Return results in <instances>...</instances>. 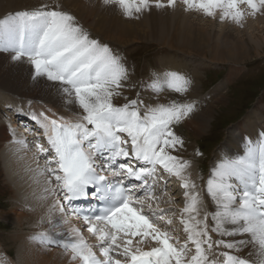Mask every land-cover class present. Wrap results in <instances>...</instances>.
<instances>
[{
    "label": "snow or ice",
    "instance_id": "obj_1",
    "mask_svg": "<svg viewBox=\"0 0 264 264\" xmlns=\"http://www.w3.org/2000/svg\"><path fill=\"white\" fill-rule=\"evenodd\" d=\"M103 2L128 18L177 5V0ZM181 2L188 11L237 24L246 14L264 11V0ZM0 51L13 53V61L25 60L33 79L55 82L67 103L82 110L74 121L33 112L31 119L47 142L45 147L37 138L34 155L38 175L51 186L44 191L58 197L53 207L58 205L65 217L55 226L69 223L68 215L82 218L96 243L75 226L66 235L42 232L33 239L62 247L74 264H264V133L255 143L249 141L244 155L222 159L212 170L206 192L215 211L201 217L200 193L187 174L189 162L173 154L185 143L174 127L193 112L194 103L170 99L142 107L138 98L125 97L126 103L115 104L128 80L122 58L92 39L72 14L48 5L0 18ZM190 86V79L174 71L155 74L148 85L157 94L181 95ZM16 142L28 146L26 140ZM158 169L179 178L185 189L178 210L183 242L169 230L173 218L167 213L174 210L162 208L165 201L156 195L155 186L164 180ZM89 190L97 207L86 210L74 202L87 199ZM211 233L219 237L215 246L225 249L222 261L209 258ZM152 242L155 246H144Z\"/></svg>",
    "mask_w": 264,
    "mask_h": 264
},
{
    "label": "bare ground",
    "instance_id": "obj_2",
    "mask_svg": "<svg viewBox=\"0 0 264 264\" xmlns=\"http://www.w3.org/2000/svg\"><path fill=\"white\" fill-rule=\"evenodd\" d=\"M23 1L24 2L20 0L17 1V3L22 5L28 4L30 5V7L33 6L31 5L32 0ZM37 1L41 4H46V2H50V0ZM63 1L64 0H58V5H62ZM71 2L72 3L69 4L68 1H65V6L67 7L66 11L72 14L80 25L84 26L83 22L81 21V16L78 14V11L80 10L79 4H81L83 0H71ZM15 7L16 8L10 6L5 9H7V12H9L12 11V9H17V4L15 5ZM23 7H25V5ZM85 7L89 11V15H82L85 21H91L90 17H94L97 20V22H93L94 24L87 23L89 25H87L89 29L93 31L89 34V36L92 39L99 37L102 41H104L100 43L110 42L109 48L113 51V53H116V49L118 48L122 50V45L129 44L130 42H135L140 39H144V37H139L136 35L126 36V34L129 32V27L120 23L119 19L122 17L117 18L116 16H114L115 13L113 11H109L110 6L104 4L103 0H86L83 3L84 13L86 12ZM179 8L183 11L184 6H179L177 4L174 8L165 7L163 13L160 15L161 18H158L159 15H157L158 17L156 16L158 20L170 18L174 19L173 21L176 22L183 21L187 25L183 30H180L178 28L171 30V27H167L168 25L163 28L169 33L174 31V36H178V38L173 39L171 41L164 40V42L162 43L163 46H169V48L174 51V54L170 57L165 55L160 58L161 64H159L160 67L158 66L160 70L158 74H162L164 72L169 71L181 73L191 80V86L188 92L184 93L183 95L171 93L167 90L165 92L159 93L155 98V104L167 103L170 99L178 100L183 98L192 100V98H198V93H200V89L198 87L199 83L196 78L202 73V66L211 65L212 63H214L213 61L234 62L238 64L241 63L243 60H241V58H233L232 55L237 51V49L243 55L246 53L245 41L247 40H243L239 44L237 42L236 47L232 48L230 45L227 44L228 39H223L222 41L224 48L221 45L219 46L218 44H212L211 46H213V49L209 50V52L206 51L207 49L203 48L205 42L208 41V39L206 38V31L204 29L200 30V28L193 26L191 23H189V20H187L189 21L187 22L186 20L177 17L178 14H180ZM1 11H3V9ZM261 12L264 13V11ZM262 22H264V19H262ZM151 30L155 31L156 27L154 25H151ZM116 54L122 58V62L125 64L129 71L131 64L123 57L122 54H120V51ZM223 54H225V56ZM12 55L13 53L0 51V143H2L3 145L0 152V156L3 161L4 171L7 176L6 178L12 184L16 191L15 202L18 203L16 204V206L22 207L21 211L14 210L12 214H15L16 220H12L14 221L16 226H22V228H25L23 226V219L28 218L31 222H33L31 223L30 229L34 231L35 235H37L36 232L45 228L44 224L42 223H48V221H50V227H48V224L45 225L48 228L47 230H49L50 228V235L60 232H63L66 235L70 228L72 226H75L81 229L82 234L87 240L95 239L93 236H91L90 233H88L83 223L77 221V219L73 215H68L66 217L69 223L62 224L60 227L55 226L58 220H63L65 219V217L57 210L58 205L56 207H53L56 201V198L54 199L55 196L51 193H46L44 191L45 188H49L51 186L46 183V179L44 176L38 175L37 160L34 155L36 152L35 141L37 140V138H39V142L45 147H47V142L43 138L42 130L39 128L36 122L31 119L32 113L27 112L25 106L27 104V101H29L30 99H35L37 104L34 108V112L36 114L44 112L46 115L54 119L64 117L66 120L73 121L75 120V115H80L82 110L79 109V107L75 103H67L68 98L58 91V85L55 82L48 81L45 77H38L36 79H33L34 70L31 65L28 64L25 60L13 61L11 59ZM188 56L191 59H188ZM200 56L201 58H203V63L201 62L200 58H197ZM195 62L196 65L190 67V63L194 64ZM3 64L6 65L4 66ZM155 74L157 73L154 72L153 76ZM127 81H129L131 86H124V91H122V93H124L123 97H125L126 93H128L138 85V82H135V79H129V76ZM222 86L215 85L214 88L210 90L211 94H208L212 96L215 93L214 95L216 96L218 93L221 92L220 89ZM123 97H117L114 99L113 102L115 104L120 105L121 100L124 99ZM139 97L144 100L146 105L151 99L150 95H146L142 91L140 92ZM194 99L191 102H194ZM37 100H46L49 101L51 104L48 105L44 103H39ZM123 101L125 100H122V102ZM223 101L225 102V100ZM212 106L213 107H210L208 110L203 111L200 115L191 118L192 123L188 124L189 129L192 132H189V135L191 137L198 135L197 133L200 134L202 132L207 131L211 122L209 116L214 112V104ZM2 111H6L5 115L2 114ZM254 112L255 110H253L249 116H255ZM176 129L178 131L180 127L176 126ZM227 133L228 135L226 137V145H220L215 153L217 161H221V159L227 157L228 155L231 157V159L236 158L238 156H242L245 148L244 133L250 136L251 133L257 134V130L255 127L250 129L248 127L239 128L237 126L232 128L231 131L228 130ZM177 134L179 136L183 135L182 131H179V133ZM35 137L36 139L34 141L33 139ZM18 140H26L28 146L25 147L22 144L17 143L16 141ZM173 154L179 155L180 150ZM217 161H215L216 165ZM99 162L100 161H98V163ZM38 163L42 166L44 164V158L41 157ZM165 175L166 174H164V179H167V187H169V190H175L173 191V193L176 195L175 197H172V200H178L180 202V208H183L185 202V189L181 187L180 179L175 176ZM160 181L162 184L160 183ZM160 181L158 183L163 186L162 190L166 191L167 187H164L163 180ZM171 184L179 185V189L172 187ZM205 192L206 190L204 191L205 203L207 204L208 208H210L209 211L213 212L215 211V208H212V205L215 206V204L211 200L210 196L207 193L205 194ZM169 197L171 196L168 195L167 198ZM174 204L178 205V203L175 202ZM177 221L179 222V220ZM170 227L171 231L177 235L178 232H180L182 229V226L181 228H174L172 227V225ZM237 238L241 239L242 237ZM181 242H183V240ZM37 244L40 245L41 243L39 244L37 240L33 239V236L25 237L24 239H22L21 246L18 247L16 258L11 257L10 252L8 253L6 250L1 252L2 248H0V264H74V262L71 260L70 253H66L65 251H63L62 247H58L57 245H55V247H58L57 249L53 247V244H50V246H48L49 249L44 246H38L40 249L37 250ZM146 245L150 246V244ZM151 245H154V242H152Z\"/></svg>",
    "mask_w": 264,
    "mask_h": 264
},
{
    "label": "rangeland",
    "instance_id": "obj_3",
    "mask_svg": "<svg viewBox=\"0 0 264 264\" xmlns=\"http://www.w3.org/2000/svg\"><path fill=\"white\" fill-rule=\"evenodd\" d=\"M17 1L20 0H0V18H3L6 14L14 13L17 11L33 10L39 8L43 4V3L42 4L39 3L37 0H32L31 5L33 6L30 7V5L24 4L25 7L28 5L25 8L23 7L24 5L17 3ZM65 1H68L69 4L72 3L71 0H64L62 5L61 4L58 5V0H50L49 3L46 2V4L44 5H48L50 8H56L57 10H62L67 12ZM84 1L86 0H83V2L79 4L80 10L78 11V14L81 16L82 20L81 19L80 20L84 24L83 28L86 29L87 32L90 34L93 31L89 29L88 24H92L95 21L97 22V20L94 17H90L91 21L89 22L85 21L82 15L84 16L89 15L88 13L89 11L85 7L86 12L84 13L83 11ZM22 2L24 1L22 0ZM177 2H179L177 3L179 6L181 5L183 6L181 0H178ZM16 4L18 7L17 9H12V11L9 12H7V9H5L10 6L16 8L15 7ZM2 9L3 11H1ZM164 9L165 8L153 7L150 11H145L143 14L139 15L138 18L125 17L115 6H110V10H109V11H113L115 13L114 16H116L117 18L122 17L119 19L120 23L127 25L129 27V32L126 34V36L136 35L139 37H144V39H140L138 41L130 42L129 44L122 45L123 46L122 50L120 48L116 49V53L120 51V54H122L123 57L131 64L130 69L128 71L129 79H135V82H138V85L135 88H133L131 91L126 93L125 97H127L128 99L138 98L140 101L143 102L142 107L156 105L155 98L157 96V93L153 92L148 87V85L150 84L153 78L154 72L158 74V72L160 71L159 70L160 67L159 64H161L160 58L165 55L170 57L171 55L174 54V51L171 48H169V46L167 45L163 46L162 43L164 42V40L171 41L173 39L178 38V36H174V31L169 33L163 28L166 25H168L167 27L169 28L171 27V30H174L176 28L183 30L187 26L183 21L176 22L173 21L174 19H170V18L158 20L156 16L159 15V17L158 16L157 17L161 18L160 15L163 13ZM177 17H180L181 19L186 21L189 20L190 22L189 21L187 22L191 23L193 26L200 28V30L204 29L206 31V38L208 39V41L205 42L203 48L207 49L206 51L208 52L209 50L213 49V46H211L212 44L213 45L218 44L219 46L220 45L223 46L222 43L223 39H228L227 44L230 45L232 48L236 47L237 42L239 44L241 43V41L247 40L245 41L246 53L243 55L237 49V51L232 55L233 58H241V60H243L241 63L237 64L234 62L213 61L214 63H212L211 65L202 66L201 69L202 73L200 74V76L196 78V80L199 83L198 87L200 89V93H198V98L197 97L195 99L192 98V100L183 99V98L178 99L181 103L195 104V108L193 112L188 117L184 118L179 124L176 125L180 127V129L177 131L175 126L174 131L176 132V134L179 133V131H182L183 134L180 137L184 140L185 143L183 149H180L179 156L189 162L190 167L187 169V174L190 176L191 180L195 183L196 191L200 193L201 200H200L199 209L201 211L200 215L202 217L205 213H210L209 211L210 208H208L204 200V191L206 190L207 180L209 179L211 172L214 169V166L216 167L215 161L217 160L215 153L220 145L222 144L226 145L227 143L226 137L228 135L227 133L228 130L231 131L232 128L237 126L239 128L241 127H245V128L248 127L250 129L253 127L256 128L257 134L251 133L250 136H248L246 133H244L245 148L243 155L245 154L247 148L249 147V141L255 143L260 139L261 133H264V22H262V19H264V13L259 12L256 15L246 14L243 21L239 24L231 20H221L219 19L218 16L215 18L208 17L203 15L201 12H197V11L188 12V10H186L185 7L183 11L180 9V14H178ZM151 25H154L156 27L155 31L151 30ZM94 39L98 40L99 42H104L99 37ZM101 44H106L109 47L110 42L101 43ZM116 53L114 52V54ZM223 55L225 56V54ZM189 58L190 57L188 56V59ZM197 58H200L201 62L203 61V58H201V56ZM3 65L5 66L6 64ZM194 65H196V62L194 64L190 63V67ZM131 76H133L134 78ZM125 85H127L128 87L131 86L129 81H125ZM215 85H221V86L223 85V86L220 89L221 92L218 93L219 96L218 94L215 96L214 93L213 94L214 96L212 95L213 96L212 97L209 94H211L210 90L214 88ZM141 91L144 94L151 96V99L147 105L144 102V100H142L141 97H139ZM121 96L123 97L124 93H122ZM125 97H123L124 99L122 100H125ZM193 99L194 102H191L193 101ZM122 100L120 102V105L127 102V100L123 102ZM221 100L222 101L225 100V102L224 101L222 102ZM38 102L48 105L51 104L49 101L46 100L44 101L39 100ZM36 104L37 102L35 101V99H30L29 101H27V104L25 106L27 112L33 113ZM213 104H214V109H213L214 112L209 116L211 122L209 124L207 131L202 132L200 134L197 133L198 135L191 137L189 135V132L191 131L188 126L189 123H192L191 118L196 117L200 115L203 111H206L210 107H213L212 106ZM253 110H255L254 112L255 116H249ZM0 113H1V109H0ZM5 113L6 111L4 112L2 111V114L5 115ZM78 116L79 115H75V120L78 118ZM35 139L36 137L33 140L35 141ZM2 147L3 145L2 143H0V152ZM225 158L231 159L229 155ZM219 162L220 161L218 160L217 164ZM164 174L168 175L167 173H164L162 169H158L157 171L158 177L161 175L164 177ZM6 177L7 176L4 171L3 161L0 156V243H1L0 248H2L1 252L6 250L8 253L10 252L11 257L16 258V253L18 247H20L22 244V239H24L27 236H35V234L34 231L30 229L31 223L33 222H31L28 218L23 219L24 220L23 226L25 228H22V226H16L14 221L12 220V219L16 220L15 214H12L14 210L21 211L22 207L16 206V204L18 203L15 202V193H16L15 188L7 180ZM160 183L158 184V186H155L156 195L162 197V200L165 201L162 202L160 206L162 208H170L174 210L168 212L167 215L173 218L172 227L181 228L182 225L177 221L179 220L178 210L181 209L179 205L180 202L176 199L174 201L172 200L171 205L170 203L166 202L168 201L167 198L168 195H170L171 197H175L176 194L173 193V191L175 190L174 189L169 190V187H167L166 191L165 190L163 191L161 185L162 183L161 184ZM206 193L207 192H205V194ZM55 198L57 199L56 196L54 197V199ZM174 202L178 203V205H175ZM212 206H213L212 208H215L214 205ZM10 214H12L14 217ZM42 224H44L45 228L39 230L36 233L37 234L42 232L50 233L51 232L49 231L50 228L49 230H47L48 228L45 226L48 224L49 225L48 227H50L51 225L50 221H48V223H42ZM160 226L164 227V225H160ZM169 230L171 231V227L169 228ZM182 230H183V226L181 231ZM181 231L178 232V235L172 231L171 232L174 236H178L182 241L186 238V236L185 233ZM211 236L214 246L212 251L209 253L210 254L209 258L212 256L211 259L215 258L219 261H222L223 256L221 255V253L225 251V249L223 247L218 248L215 246L214 242L219 238L216 233H211ZM88 241L89 243L92 244L96 243L95 239H89ZM151 244L150 246H155ZM40 245L37 244L36 246L37 250L40 249L39 247L42 246L46 248L50 246V244H40ZM144 246L148 247L149 245L148 246L144 245ZM53 247L58 249L59 246L55 247V244H53Z\"/></svg>",
    "mask_w": 264,
    "mask_h": 264
}]
</instances>
